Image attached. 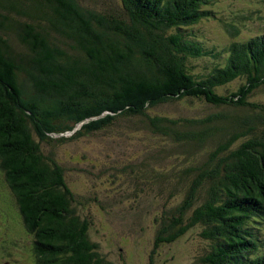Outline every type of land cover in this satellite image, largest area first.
Here are the masks:
<instances>
[{
  "label": "trees",
  "instance_id": "trees-1",
  "mask_svg": "<svg viewBox=\"0 0 264 264\" xmlns=\"http://www.w3.org/2000/svg\"><path fill=\"white\" fill-rule=\"evenodd\" d=\"M218 1L0 0V175L32 264H111L41 146L44 133L74 129L149 154L118 168L126 197L150 200L143 215L164 209L152 254L197 227L198 264H264V103L251 99L264 92V33L241 40L225 24L231 40L205 45ZM179 101L208 112L166 110Z\"/></svg>",
  "mask_w": 264,
  "mask_h": 264
},
{
  "label": "rangeland",
  "instance_id": "rangeland-1",
  "mask_svg": "<svg viewBox=\"0 0 264 264\" xmlns=\"http://www.w3.org/2000/svg\"><path fill=\"white\" fill-rule=\"evenodd\" d=\"M79 1L89 8L101 7L102 2L110 3L109 0ZM214 9L217 18L203 24L199 34L205 45L221 49L222 44L231 40L228 33L232 29L225 31V24L236 29V38L241 40L264 33V0H219ZM251 99L264 103V92L257 91ZM166 110L172 114L194 116H203L208 112L203 105L181 101L167 106ZM55 119L60 130H65L71 124L66 119ZM74 130L58 135L44 133L43 140L48 141L49 147L45 142L41 146L52 151L61 163L66 182L76 196L75 207L79 215H90L93 224L91 238L99 246L100 254L111 264H150V260L152 264H198L195 261L198 248L196 239H199L197 227L170 244L159 245L152 254L156 239V222L153 220L164 209L159 210L155 207L157 202L153 201V208L157 210L146 216L142 210L148 207L149 199L140 197L139 200H130L126 197L125 189L130 182L127 185V172L124 175L118 167L126 164L123 167L128 170L142 168L149 154L143 148L138 151L134 147L127 149L128 143L123 148L124 142L121 143L116 133L110 137L105 133L84 136L74 133ZM62 134L68 141H59L58 137ZM149 151L153 157L156 155L154 146ZM2 184L0 175V264H32V237L23 230L11 202L12 197ZM171 202L176 203L175 200ZM260 238L264 241V225Z\"/></svg>",
  "mask_w": 264,
  "mask_h": 264
}]
</instances>
